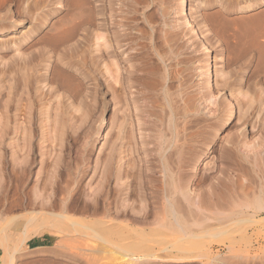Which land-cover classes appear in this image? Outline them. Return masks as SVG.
Listing matches in <instances>:
<instances>
[{
    "label": "bare ground",
    "instance_id": "1",
    "mask_svg": "<svg viewBox=\"0 0 264 264\" xmlns=\"http://www.w3.org/2000/svg\"><path fill=\"white\" fill-rule=\"evenodd\" d=\"M233 1L0 0V32L28 20L33 32L29 40L12 45L13 54L0 55V233L4 240L16 230L26 231L29 224L58 236L80 233L68 237L75 241L76 250L105 253L115 247L125 257L118 263L126 264L138 258L134 250L169 242L163 237L161 241L145 238L146 231L183 230L179 221L196 214L189 199L194 176L190 170L206 153V142L200 139L209 125L201 117L220 118L234 106L237 120L244 125L239 96L245 93L233 86L235 79L227 68L249 55L256 58L254 67L264 69V8L230 17L235 6H253ZM197 35L199 44L192 38ZM217 38L222 48L215 53L211 41ZM199 51H205L203 63L193 54ZM254 67L252 71L258 70ZM196 69V77H201L193 83ZM104 88L111 103L109 125L102 135L96 129L83 136L96 121L102 127L103 117L95 112V104ZM158 122L164 123L165 133L161 130L157 139L160 158L155 160L162 164L157 169L148 139ZM164 135L169 149L165 155L160 153ZM99 137V148L92 155L88 145ZM211 163V159L204 161L205 171ZM206 175L202 180L211 178ZM217 186L222 194L228 190L216 181L213 191ZM174 189L179 196H173ZM181 199L187 204L182 206ZM255 203L264 209V197ZM112 234L118 235L116 240ZM0 240L4 246L6 241Z\"/></svg>",
    "mask_w": 264,
    "mask_h": 264
},
{
    "label": "rangeland",
    "instance_id": "2",
    "mask_svg": "<svg viewBox=\"0 0 264 264\" xmlns=\"http://www.w3.org/2000/svg\"><path fill=\"white\" fill-rule=\"evenodd\" d=\"M236 1L238 4H240L239 6H244L249 2L253 3V6L250 9H248V7L238 8L235 6L234 8L230 9L231 12L229 11L230 17H234V15H248L258 11L261 8H264V4L259 3L258 0H242L244 2L241 0H234L233 2ZM187 3L188 2H185L186 12L189 8ZM30 24L31 22L29 20L24 21L21 26L14 30L0 32V37L2 38V41H0V45H2L0 48V55L4 53H7V55L13 54V46H15L14 44L23 41L25 42L31 38L30 36L33 32L29 28ZM193 24L194 23H192V25ZM192 38L195 44L200 43V37L198 35ZM211 42L213 44L212 49L215 53H217L218 50L222 48L221 39H212ZM203 53H205V51L193 53L195 58L197 57L201 63H203V58H205ZM243 59L245 61L247 60V62H245ZM242 62H244V64H242ZM255 63V56L250 57L249 55H246L243 56V58L237 60V62L231 63L228 67L229 69L227 68L229 72H232L230 73L232 74V78L235 79L233 86L235 88L241 87V92L245 93L244 97H241L243 95L239 96L240 107L244 111V125H241V121L237 120L234 106L232 107L231 112L228 110L223 111L220 118V115L212 116L208 114H205L204 118L201 117V119H204L206 127L209 125L206 129L204 139H200L202 143L206 142L204 149L206 153L200 155V157L194 162V165L192 166L193 168L190 170L191 173L193 172L194 176L191 184L189 185V189H191V191L193 190L192 194L189 192L190 196L193 195L191 198L189 196V199H191L190 201L193 202V204L196 203L195 206L191 204V208L194 212H196V214H193V216L187 215L184 216L183 219L180 218V221L178 220L180 225L184 227L183 230L181 229L182 227L179 229V227L173 226L175 228L161 227L157 230L158 232L156 230L155 232L149 231L150 234L148 231H146L145 233L147 234H143L145 238L150 239L149 237L151 236L152 239L156 238L158 241H161L163 238H165L163 241L167 239V241H169V245L167 242H164V244L166 243L165 245H155L151 249H143L144 252H142V249H140L141 251L136 249L137 252L134 250V253L138 254V260L134 259L132 262H125L126 264H264V220H261L264 218V209L257 208L255 203L256 198L264 197V69L260 70L256 66L254 67V65H256ZM253 67L259 70L258 74H256L258 70L252 71ZM196 71L199 72V69L193 71V73H195L193 77V83H195L201 77V75L196 77ZM209 81L210 84H212L211 76ZM98 93L99 100L95 104V112L101 114L103 117L104 121L101 120L102 127L99 128V123L96 121L93 123V127L90 125L91 127L89 126L83 131L85 132L83 136L92 134V130H95L96 132V129L97 133L100 131L102 135L105 132L103 127L106 126L107 128V125H109L111 116V103L108 102L109 93L105 88L98 91ZM205 103L206 102L203 104ZM204 113L206 112L204 111ZM155 125L156 130L153 129L152 132H149L150 138L148 139V148L150 158L154 163L156 162L158 169L162 164L158 165V161L155 160V158H158V160L160 158L159 149L156 148V145L157 139H159V132L162 130V133H165V127L164 123L158 122L155 123ZM211 125L212 127H210ZM97 135L98 134L95 133L93 137L95 138ZM165 137L166 135L162 136L161 138V141H163V147L160 149V153L164 155L169 150L167 147H165L167 139V137ZM100 139L101 137H99V139L96 140L94 144H92L93 146L90 144L88 145V151H90L92 155L98 150L100 145L98 141ZM209 159L212 161L211 164L213 169L211 168L208 172L205 171L203 163ZM205 172L209 175H206ZM203 173L211 178L202 180L205 176ZM216 181L223 183V186L225 185L224 187L227 186L226 188H228V190L225 188L227 191L224 190V194L221 193V190L218 191V189H220L218 186V188L216 187V192L215 189L213 191V187L211 186L216 183ZM174 190L175 191H172L173 196H176L177 194L179 196V192H176V189ZM209 191H212L213 193L215 192V194H212ZM217 192L220 194V196ZM209 193L211 194V205L208 201V196H210ZM221 194L222 196L225 194L226 195L222 197ZM196 195H198L197 197H199V200L197 199ZM201 196L202 198L200 199ZM224 197L227 199V201H225L226 199H224ZM194 198H196V201L198 200V202H196ZM12 199L13 198L10 197L9 201ZM182 202L184 203L182 206L187 204V202L184 200H182ZM202 203L203 206L201 207ZM198 208H201V210L203 209L202 212ZM19 212L20 210L15 211V213ZM217 216L219 218H216ZM211 217L214 218L212 219ZM170 220V222L174 223L173 219ZM181 222L183 224H181ZM252 222L255 224H252ZM185 223H188V225ZM207 223L208 226H206ZM197 224L200 225V227ZM203 224H205L204 227H202ZM27 227L28 228L25 229L26 231L16 230L12 232L7 241L6 239L4 240L5 236L0 233V237H2L3 241H6V244L10 243L7 244L8 246L5 244L6 247L5 245L2 246L0 244V264L9 263L8 261H10V256L8 254L12 256V264H95L94 262L96 261V264H117L119 261H121V259L125 260V257L122 256L124 255L122 254L124 252L115 247H112L115 249L111 248L110 250H106V255L104 251H96L95 253L93 252V254L92 252L83 253V251L76 250L72 244H75V241L72 239L69 240L68 237L74 238L80 233L72 235L74 232H70L67 236H58L53 231L46 229H43L41 232L37 230L38 227L34 224H29ZM33 231L38 232L34 233ZM23 235L28 237H26L24 242H21ZM124 235L125 234L122 236ZM111 237L112 239L116 240L118 235L112 234ZM176 240L179 242V245H177L178 243H176ZM0 242L2 241L0 240ZM163 245L166 246V248L163 247ZM3 250L4 254L6 253L5 255H3ZM107 251L110 252L107 253ZM143 253L147 254L144 255ZM95 254L97 257H94ZM139 254H141V256ZM99 255L100 257H98ZM113 255L117 257V259H115ZM103 256H109L110 258H105ZM121 256L122 258H120ZM93 257L94 259H92ZM92 260L95 261L92 262Z\"/></svg>",
    "mask_w": 264,
    "mask_h": 264
}]
</instances>
